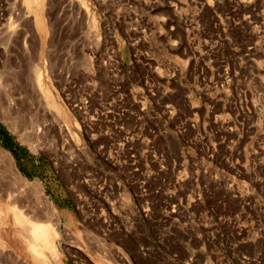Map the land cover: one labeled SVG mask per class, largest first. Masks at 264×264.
<instances>
[{"label": "rangeland", "instance_id": "374dc122", "mask_svg": "<svg viewBox=\"0 0 264 264\" xmlns=\"http://www.w3.org/2000/svg\"><path fill=\"white\" fill-rule=\"evenodd\" d=\"M0 122L28 264H264V0H0Z\"/></svg>", "mask_w": 264, "mask_h": 264}, {"label": "bare ground", "instance_id": "6f19581e", "mask_svg": "<svg viewBox=\"0 0 264 264\" xmlns=\"http://www.w3.org/2000/svg\"><path fill=\"white\" fill-rule=\"evenodd\" d=\"M41 75H39L40 77ZM41 78H38V84L40 86V88L42 90H45V87L42 85L41 83ZM48 89V88H47ZM46 91V90H45ZM43 91L44 93L49 92L50 90L48 89L47 92ZM50 93V92H49ZM5 105V104H4ZM53 105L55 106V110L57 111L56 113L59 115V112H63V114L65 116H67V113L65 114V112L63 111V109L61 108L59 102L55 99V101H53ZM54 110V111H55ZM53 111V112H54ZM6 114V119L9 118V114H7V112H5ZM5 122H8L7 124L9 125V121L6 120ZM10 126V125H9ZM11 127V126H10ZM0 158H3L6 160L7 162V168L3 171H1L0 168V180L3 178L4 181H6V183H8L9 185H13V186H18L17 189H14V193L13 196L16 197L20 196V194L22 193V189L27 190L29 189H34L35 193H36V197H37V205L36 207H39L40 205H44V210H52L51 214H57L56 208L53 205V202L51 200H49L47 198V196H45V198L40 197L41 194H43V186L40 182H32L30 181L26 176H24L22 174V172L17 168L16 163L14 161L13 155L11 154V152L7 149H5L4 147H2L0 145ZM19 209L20 212V216L21 218H25L26 220L29 219V217L27 215L23 214V209ZM50 215V213H49ZM39 217V216H38ZM36 217V218H38ZM11 217L10 216H0V228H2L0 230V254H2V256H4L5 258H7L8 260H10V262H13V264H28V262L24 259H22L19 255H17L13 249L5 251L3 247H6V244H9L11 247H13V245L11 244L12 240L9 239L5 232H13L15 233V231L18 232V227L14 221V223H12L11 221ZM16 220H17V215H16ZM39 220H42L39 218ZM28 221V220H27ZM29 225H30V229L28 228V230H30V234L32 235L33 239V247H35L34 249L37 250V254L40 260L42 261H46L48 260L46 254L44 253L43 249L45 247H48L50 245H53L52 243H54L55 238L58 236L59 232L57 230V222L56 225L53 223L49 225V223H43V222H38V221H28ZM3 224H7V226H3ZM15 235V234H13ZM6 243V244H5ZM42 245H39V244ZM55 244V243H54ZM42 246V247H39ZM14 248V247H13ZM55 249V247H54ZM57 249V248H56ZM3 258H0V260H5ZM120 257V256H119ZM121 257H123V255H121ZM120 257V258H121ZM9 262V261H8Z\"/></svg>", "mask_w": 264, "mask_h": 264}, {"label": "flooded vegetation", "instance_id": "af4514ba", "mask_svg": "<svg viewBox=\"0 0 264 264\" xmlns=\"http://www.w3.org/2000/svg\"><path fill=\"white\" fill-rule=\"evenodd\" d=\"M0 137H1L2 141L4 142V144L8 145L9 147L11 146L12 140L9 139L8 135H6L4 133V131H2V130H0ZM10 148H12V147H10ZM14 153L16 154L18 160L21 161L22 160L21 156H20L21 155V150L20 149H17V150L15 149Z\"/></svg>", "mask_w": 264, "mask_h": 264}, {"label": "trees", "instance_id": "16d2710c", "mask_svg": "<svg viewBox=\"0 0 264 264\" xmlns=\"http://www.w3.org/2000/svg\"><path fill=\"white\" fill-rule=\"evenodd\" d=\"M0 130L4 131V133H5L6 135H8L9 139H11V136H9V132H8L7 130H5V128H4V126L1 124V122H0ZM10 147H11V146H10ZM20 150H21V155L27 156V153H28V152H27L25 149L20 148ZM30 174H31V173H30Z\"/></svg>", "mask_w": 264, "mask_h": 264}]
</instances>
